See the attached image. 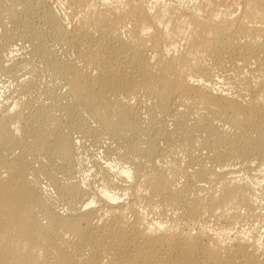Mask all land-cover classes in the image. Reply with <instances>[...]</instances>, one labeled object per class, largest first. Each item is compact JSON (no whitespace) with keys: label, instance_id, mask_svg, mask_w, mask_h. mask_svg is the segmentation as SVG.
I'll return each mask as SVG.
<instances>
[{"label":"bare ground","instance_id":"1","mask_svg":"<svg viewBox=\"0 0 264 264\" xmlns=\"http://www.w3.org/2000/svg\"><path fill=\"white\" fill-rule=\"evenodd\" d=\"M0 264H264V0H0Z\"/></svg>","mask_w":264,"mask_h":264},{"label":"rangeland","instance_id":"2","mask_svg":"<svg viewBox=\"0 0 264 264\" xmlns=\"http://www.w3.org/2000/svg\"><path fill=\"white\" fill-rule=\"evenodd\" d=\"M28 50H30V47L28 48V46L26 47ZM28 56L31 58V55L30 54H28ZM32 62L34 63L35 61H33V59H32ZM44 73H46V74H44L45 76V79L44 80H46V79H48L49 77V75L47 74V72H44ZM72 131V133H76V131L74 130H71ZM79 146V149H78V155H80V157L83 159V166L82 167H85V168H81V169H79V172H77L76 174L77 175H80L81 174V176H78V177H87V178H90V177H92V174H93V172H94V170L92 169V160H93V157H95L96 155H99L98 153H97V151H96V149H97V147H95V146H93V145H89V147L88 146H84V148H83V145H82V147L80 146V145H78ZM90 146H92V147H90ZM95 147V148H94ZM86 148V149H85ZM91 148V149H90ZM94 148V149H93ZM85 150V151H84ZM95 150V151H94ZM89 151V152H88ZM91 151V152H90ZM92 151H94V152H92ZM81 153V154H80ZM95 153V154H94ZM90 154V155H89ZM92 154V155H91ZM88 155V156H87ZM100 156H101V154H100ZM84 157V158H83ZM92 159V160H91ZM89 161H90V163H89ZM85 165V166H84ZM86 167H88V169H86ZM80 170H81V173H80ZM85 170V172H83ZM80 173V174H79ZM84 173V174H83ZM76 175V176H77ZM91 175V176H90ZM46 186H47V184H46ZM54 195H55V193H54ZM56 196V195H55Z\"/></svg>","mask_w":264,"mask_h":264}]
</instances>
